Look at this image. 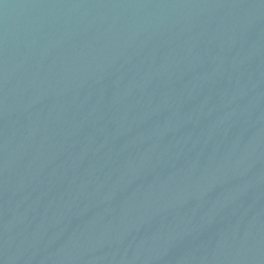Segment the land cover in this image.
<instances>
[{"label": "water", "instance_id": "1", "mask_svg": "<svg viewBox=\"0 0 264 264\" xmlns=\"http://www.w3.org/2000/svg\"><path fill=\"white\" fill-rule=\"evenodd\" d=\"M0 264H264V0H0Z\"/></svg>", "mask_w": 264, "mask_h": 264}]
</instances>
